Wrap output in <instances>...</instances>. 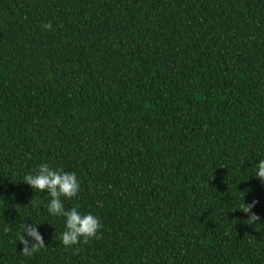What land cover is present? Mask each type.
I'll list each match as a JSON object with an SVG mask.
<instances>
[{
    "label": "trees",
    "instance_id": "obj_1",
    "mask_svg": "<svg viewBox=\"0 0 264 264\" xmlns=\"http://www.w3.org/2000/svg\"><path fill=\"white\" fill-rule=\"evenodd\" d=\"M261 159L264 0H0V264H264ZM42 163L99 239L64 246Z\"/></svg>",
    "mask_w": 264,
    "mask_h": 264
},
{
    "label": "clouds",
    "instance_id": "obj_2",
    "mask_svg": "<svg viewBox=\"0 0 264 264\" xmlns=\"http://www.w3.org/2000/svg\"><path fill=\"white\" fill-rule=\"evenodd\" d=\"M45 30H51L52 24H43ZM255 175L264 182V159L259 160L256 165ZM24 181L35 190L41 192L47 191L50 196L47 204L48 212L54 216H63L65 218V231L62 233V243L66 247L81 243H88L90 239H99L103 227L100 219L92 213L81 214L75 207L66 209L61 197L74 198L80 191V181L75 172H65L62 169H54L47 163L40 164L35 174H26ZM34 204L36 202H33ZM99 203V202H98ZM255 201L251 204H245L241 210L245 213H252L248 218V223L252 224L260 217L252 212ZM22 233L28 237L34 238V243L21 234L19 242L23 245L21 253L31 257L46 246L42 235L37 228L31 224H22ZM9 229L6 227L5 231Z\"/></svg>",
    "mask_w": 264,
    "mask_h": 264
}]
</instances>
